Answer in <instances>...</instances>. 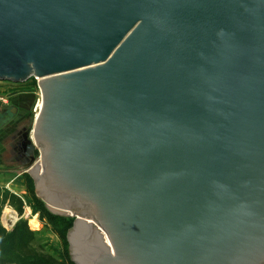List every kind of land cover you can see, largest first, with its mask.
Segmentation results:
<instances>
[{
	"label": "water",
	"instance_id": "obj_1",
	"mask_svg": "<svg viewBox=\"0 0 264 264\" xmlns=\"http://www.w3.org/2000/svg\"><path fill=\"white\" fill-rule=\"evenodd\" d=\"M30 77L75 264H264V0H0V80Z\"/></svg>",
	"mask_w": 264,
	"mask_h": 264
},
{
	"label": "rangeland",
	"instance_id": "obj_2",
	"mask_svg": "<svg viewBox=\"0 0 264 264\" xmlns=\"http://www.w3.org/2000/svg\"><path fill=\"white\" fill-rule=\"evenodd\" d=\"M9 84L31 87L36 91V99L32 113L27 117V124L30 126L32 119L36 114L35 106L37 103L38 105L40 104V91L37 85V79L35 77H30L25 80V82H9ZM28 175L29 174L26 173L23 174L18 178V181L14 183L10 182L7 186L0 185L1 223L6 228H10L17 221L26 220L29 227L36 230L34 244L43 246L44 249L51 251L54 255L59 256L62 259L65 257L67 258V255L70 257L68 244L66 242V234L70 226L65 227V225H63L62 222H58V220L55 223L54 219L55 215L62 219H65L68 215L54 213L45 203L41 202L39 196L35 192L33 178L30 179ZM13 190L17 191V195L22 199V214L18 213L16 207L9 201L8 196L6 197L5 195L6 192L4 191L13 192ZM68 218L70 217L68 216Z\"/></svg>",
	"mask_w": 264,
	"mask_h": 264
},
{
	"label": "trees",
	"instance_id": "obj_3",
	"mask_svg": "<svg viewBox=\"0 0 264 264\" xmlns=\"http://www.w3.org/2000/svg\"><path fill=\"white\" fill-rule=\"evenodd\" d=\"M26 174L29 173L26 172ZM28 176L32 179L30 174ZM4 192H6V197L8 196L9 201L16 207L18 213L22 214L23 203L21 197L13 192ZM40 201L43 202L42 199ZM69 217L62 219L55 215V223L58 220L65 227L71 226L73 217ZM35 236L36 230L30 228L26 220H19L10 228L3 226L0 221V264H75L68 255L67 258L62 259L51 251L44 249L43 246L34 244ZM66 242L68 244L67 238Z\"/></svg>",
	"mask_w": 264,
	"mask_h": 264
},
{
	"label": "crops",
	"instance_id": "obj_4",
	"mask_svg": "<svg viewBox=\"0 0 264 264\" xmlns=\"http://www.w3.org/2000/svg\"><path fill=\"white\" fill-rule=\"evenodd\" d=\"M9 82L12 81L0 80V108L12 103L18 109L17 116L28 117L35 104L36 91L27 86L10 85ZM16 135L15 126L6 123V120H0V185L3 186L18 181V178L27 172L23 163L24 156L15 146ZM13 192L17 194V191Z\"/></svg>",
	"mask_w": 264,
	"mask_h": 264
},
{
	"label": "flooded vegetation",
	"instance_id": "obj_5",
	"mask_svg": "<svg viewBox=\"0 0 264 264\" xmlns=\"http://www.w3.org/2000/svg\"><path fill=\"white\" fill-rule=\"evenodd\" d=\"M2 112H0V120L4 121L6 120V123H9L11 126H15L16 128V133H17V139H15V146L18 147L20 150L21 154L24 156L23 163L26 164L28 163V158L24 154V133L28 130L30 127L27 124V116L22 115L21 117L17 116V107H15L14 104L8 103L7 105L3 106L0 108ZM35 154H37L34 151Z\"/></svg>",
	"mask_w": 264,
	"mask_h": 264
},
{
	"label": "built area",
	"instance_id": "obj_6",
	"mask_svg": "<svg viewBox=\"0 0 264 264\" xmlns=\"http://www.w3.org/2000/svg\"><path fill=\"white\" fill-rule=\"evenodd\" d=\"M38 107H39V105H38V103H37L36 106H35V112H37Z\"/></svg>",
	"mask_w": 264,
	"mask_h": 264
}]
</instances>
